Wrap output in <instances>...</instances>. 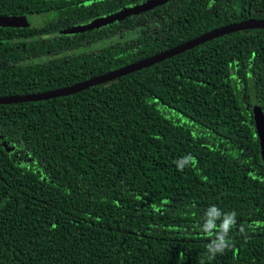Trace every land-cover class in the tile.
<instances>
[{
  "label": "trees",
  "instance_id": "1",
  "mask_svg": "<svg viewBox=\"0 0 264 264\" xmlns=\"http://www.w3.org/2000/svg\"><path fill=\"white\" fill-rule=\"evenodd\" d=\"M150 1L0 0V16L51 14L0 27V97L72 86L264 20V0H163L75 31ZM254 103L264 114V29L75 94L0 104V264H264ZM212 206L236 213L231 246L214 258L203 231Z\"/></svg>",
  "mask_w": 264,
  "mask_h": 264
},
{
  "label": "water",
  "instance_id": "2",
  "mask_svg": "<svg viewBox=\"0 0 264 264\" xmlns=\"http://www.w3.org/2000/svg\"><path fill=\"white\" fill-rule=\"evenodd\" d=\"M134 8V7H133ZM131 9V8H130ZM150 9V8H149ZM127 11L129 9H126ZM124 12V18L125 16H128L130 14H126ZM145 11V10H144ZM142 12V11H139ZM121 13V12H120ZM118 13V14H120ZM138 13V12H137ZM135 14V13H132ZM117 17V14L99 19L96 21L91 22L90 24L86 26L79 27L75 29V31H83L95 26H100L105 23H111L115 20L122 19ZM31 17L30 16H16V17H10V16H0V27L1 28H26L30 24ZM249 29H264V20H246L239 23H233L229 24L214 30H211L197 38H194L190 41H187L183 44H180L178 46H175L171 49H168L164 52H161L159 54H156L154 56H151L149 58L140 60L138 62H135L133 64L127 65L125 67H122L120 69L108 72L106 74H103L101 76L86 80L84 82L64 87L57 90H52L49 92H43V93H37V94H30V95H24V96H6V97H0V104H18L23 102H37L42 100H48L52 98L67 96L71 94H75L77 92H80L82 90H85L89 87L99 85L123 76H126L128 74H131L135 71L142 70L144 68H147L149 66H152L154 64H157L165 59L171 58L177 54L183 53L187 50H190L200 44H203L205 42L211 41L215 38L221 37L226 34H231L234 32H239L242 30H249ZM253 119H254V125L257 133V137L259 140V146H260V159L264 164V114L261 112L260 108L256 103L253 104Z\"/></svg>",
  "mask_w": 264,
  "mask_h": 264
},
{
  "label": "clouds",
  "instance_id": "3",
  "mask_svg": "<svg viewBox=\"0 0 264 264\" xmlns=\"http://www.w3.org/2000/svg\"><path fill=\"white\" fill-rule=\"evenodd\" d=\"M191 159L192 158L190 156H187L183 158L181 163H186ZM235 215L236 213L234 211L222 213L216 206L210 207L206 212L203 231L209 237H215L207 245V252L210 258H214L217 253H222L231 246L230 241L226 239V237L228 236L230 228L235 223ZM217 220H221L219 225L216 223Z\"/></svg>",
  "mask_w": 264,
  "mask_h": 264
},
{
  "label": "rangeland",
  "instance_id": "4",
  "mask_svg": "<svg viewBox=\"0 0 264 264\" xmlns=\"http://www.w3.org/2000/svg\"><path fill=\"white\" fill-rule=\"evenodd\" d=\"M163 0H151L150 2L138 5L134 8L129 9L128 11L126 10V14H132V13H137L139 11H144L147 10L149 8H152L154 6H156L157 4H159L160 2H162ZM165 1V0H164ZM49 16H51V14H47V15H36L34 17H31L30 22L36 25H40L43 23V21H45V19H47ZM124 16V12H121L120 14H117V17L122 18ZM131 36H129L128 38H130ZM99 46V44H98Z\"/></svg>",
  "mask_w": 264,
  "mask_h": 264
}]
</instances>
